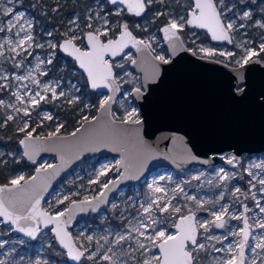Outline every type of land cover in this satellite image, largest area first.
<instances>
[{
	"label": "snow or ice",
	"instance_id": "6c2138e0",
	"mask_svg": "<svg viewBox=\"0 0 264 264\" xmlns=\"http://www.w3.org/2000/svg\"><path fill=\"white\" fill-rule=\"evenodd\" d=\"M18 0H6V5L0 3V16L7 17L3 24L0 25V33H8L0 41V59L11 60L13 67L16 69L22 68L23 60H18L23 54L31 56L29 51L35 44L36 47H44L42 44H36L34 36L32 34L33 21L25 18V13L17 11L16 5ZM106 3L114 6V9L101 15L99 11L95 13V17L91 13L87 16L89 23L87 28L91 29L83 35L77 34L75 29H69L63 33L64 39L61 43L48 42V47L52 49L59 48L60 51L66 53L69 57L73 58L74 62L78 64L79 68L86 74V82L88 86L93 90L107 89L110 95L103 94L99 100V107L96 109L98 113H104L107 117V121L102 126L101 130L93 129L88 132L89 128L93 124L100 123L99 116L89 117L83 115L80 118V127L76 128L71 133H68V137L73 139L78 138V134L82 132H88V136L85 138L86 143H93L97 147H107L109 142L117 143L123 136L126 135L127 129H123L125 125L140 126L143 121L140 118V114L137 107L129 106L125 109L124 115L118 116L112 109V105L117 103L116 94L121 90V77L117 76L114 72L115 67H123L122 64L115 63L114 59L124 53V49L129 45L136 47L137 50L143 49L151 50L152 46L149 41L143 39H137L133 35V32L129 29L127 23L110 26L108 15L121 16L126 11L136 17H141L146 14L148 9L154 3L163 4L164 0H106ZM235 5L226 4L225 0H192L187 9L186 15H181L178 18L170 17L167 24L161 29L164 33V38L168 40L172 47L183 46L184 41L180 36V33L185 27L194 29H205L207 33L211 34L213 41H227L233 43L232 33L238 31L239 28L246 27L245 24H240L238 27L236 21L228 17V13L233 10ZM57 11V9H53ZM157 17L167 15L166 12H156ZM102 21V23L93 29L91 21L93 19ZM252 18L251 10L243 11L240 19L250 20ZM78 19V17H77ZM75 24L76 20L71 21ZM255 26L264 29V20H256ZM78 27V25H77ZM140 27L139 24L136 25ZM13 30H15L13 32ZM146 30V29H145ZM118 32V34H117ZM110 33L112 34L110 36ZM14 35L15 39L11 36ZM52 35L51 32L48 33ZM195 35V33H193ZM79 41V43H77ZM261 43L258 47L248 46L249 42L244 41L237 43V47L241 48L243 54L239 58L235 59V64L239 68H244L250 63L264 64V57L261 53H264V36L261 37ZM195 44V41H192ZM193 51V55L196 51L193 49H187ZM10 55L6 56L5 53ZM199 52L204 53L207 57L215 56L216 50L209 47H199ZM55 53H49L46 60L36 57L37 64L35 68L27 69L26 75H20L12 73L9 76L7 73L0 71V81H8L10 78L17 81H31L36 90L29 88L27 84L21 83L20 86L11 93L14 97L13 102H5L0 99V108L11 109L14 114H6V118L3 123H0V127H7L8 123L15 121L17 116L22 113L23 117H31V112L35 110L40 103L43 102H55L64 98V102L68 105H75L80 102L79 95H72L70 92L66 93L62 89L60 80L41 82L37 76L33 75V72H37L39 76H47L48 69L42 68V65H52ZM220 56L234 57L233 52H219ZM133 64L136 63L134 59H131L129 54H125ZM155 60L162 64H168L171 61L166 59L165 56L159 55L154 57ZM219 63L220 61H216ZM12 85L8 83H0V90L9 89ZM60 88V91L57 89ZM143 86H137L133 93H123L121 106L128 101L129 96H132L133 100L143 99L145 93L142 90ZM21 89H24L21 91ZM71 89L79 92L80 89L76 84H71ZM238 91H243L239 88ZM50 94V95H49ZM94 105H84V108H92ZM84 108L80 109L81 112ZM53 115L44 112L41 116L40 122L33 127L28 120L23 121V126L18 127L16 131L23 134V138L19 140V144L23 147L22 157H26L32 163H36L34 155L39 151L38 142L43 140L48 142L51 140H66L68 137L61 135V130L64 128V124L57 123L54 131H49L46 136H40L36 133V129L43 125V121H52ZM114 150H119L116 148ZM5 154L0 152V157ZM12 156V153L8 154ZM192 160H196L197 157L192 155ZM226 162L233 167L241 165V161L237 159L235 155L225 157ZM13 162L18 163V160ZM207 163V161H204ZM6 159H0V164H7ZM124 168V173L128 171V165L124 159L116 161L115 169L119 171L120 168ZM53 168V165H41L36 168L37 176L26 178L24 175H16L11 178L6 184L0 185V223H6L14 226V230L20 233H24L26 236L36 239L37 234L40 233V224L44 227L52 225L51 231L54 234V238L59 242L60 246L66 250V255L69 259L82 264L83 261H92L94 264H98L96 261L98 252L100 250L99 242H97V249L91 250L81 240L80 236L74 238L68 231L69 221L64 220L63 217L69 209L53 210V206L49 205L48 209L41 208V200L43 199V192L47 190L45 184L43 188H39L35 182L38 176L48 169ZM253 169L260 171L254 172ZM112 170L110 165H102L97 174L95 181L99 182V177L104 176L108 171ZM244 172L250 177L249 191L251 192V199L255 201V207L259 209V214H264V203L261 199L257 198V192L252 191L259 185L258 191L264 194V160L259 163L250 164L244 168ZM124 173H121L123 176ZM236 174L231 175L223 168L219 169L217 176L221 182L227 181L233 178ZM197 176L195 179H199ZM160 180L165 179L161 176ZM170 179V178H169ZM114 183L112 181L101 184L103 189H109V184ZM211 183V181L209 182ZM156 181L148 184V188L152 191L153 197L148 199L146 203L140 204L141 215L136 225L131 226L127 233L118 234L115 244L119 245L126 240L135 239L136 248L133 251H140L141 260L137 261V264H202L200 257L201 252H207L209 245L200 242V237L203 236L205 241H217V243H223L228 239V236L239 237L235 243H229L225 248H217L215 245H211L214 252H226L227 255L221 259L215 260V264H264V215H258L250 224V217L247 215L251 211L247 204H243V212L239 214L229 213V204H223L218 210H210L211 220H197L196 211L191 206L184 205L178 206L172 203V199L167 198V190L165 188L154 186ZM184 194V198L187 201H191L196 205L197 209L204 207L207 201L198 199L195 195H188L185 193L183 187L179 184L176 189ZM235 193H241V189L236 187ZM159 194V195H156ZM104 193H100V197H104ZM245 199L248 198V194L244 193ZM173 199L175 196L172 197ZM68 196H64L63 199H57L56 204H63L65 200H68ZM219 199H224V193L219 194ZM92 200L97 201L96 204L92 203ZM89 200L85 197L83 201L79 202L81 207L80 211H85L86 207H91L93 211H96L100 204L105 202L104 199L99 197H92ZM73 205H76V201H72ZM115 207V205H113ZM185 209L186 214H185ZM167 216H164V214ZM227 217V219H226ZM240 220L242 221V227L232 230L228 229V234L221 237L208 234L211 232L212 227L216 229H225L228 225V220ZM131 225V222H129ZM174 229V231H172ZM261 230L260 235H254L255 230ZM203 230V232H201ZM132 233L136 234L134 238ZM83 236V234H81ZM142 238V239H141ZM89 243L93 240V236L87 235L83 238ZM107 243V237L103 238ZM0 247H3V242H0ZM49 247L51 245L49 244ZM155 249L156 251H153ZM107 253H112L109 255ZM250 253V254H248ZM129 253L121 250L118 254L109 247L105 253L100 255V259L108 261L109 264H127V261L121 262L120 256H127ZM23 260V257L20 258ZM215 259V258H214ZM0 264H6L5 260L0 259ZM35 264H50L47 259H36ZM55 264V262H51Z\"/></svg>",
	"mask_w": 264,
	"mask_h": 264
},
{
	"label": "rangeland",
	"instance_id": "374dc122",
	"mask_svg": "<svg viewBox=\"0 0 264 264\" xmlns=\"http://www.w3.org/2000/svg\"><path fill=\"white\" fill-rule=\"evenodd\" d=\"M46 1L51 0H18L16 5L17 11L24 12L25 18L33 21L32 34L36 44H42L44 47H36L33 44V47L29 49L32 53L31 56L23 54L21 57H18V60H23V67L16 69L13 67L11 60L0 59V71L7 73L11 76L12 73H17L20 75H26L27 69L35 68L37 64L36 57L39 56L41 59L46 60L49 53H55L53 64L52 65H42V68H47V76H39L37 72H33V75L37 76L41 82H49L60 80L62 84V89L72 95H79L80 102L75 105H68L64 102V98L57 100L55 102H41L40 105L31 112V117H23V114L20 113L17 116L15 121L8 123L7 127H0V152L4 153L3 157L0 159H6L7 164H0V167L3 169L4 174H6L8 181L16 175H24L26 178L30 177L33 173V167L28 166L22 159V152L18 145L19 140L23 137L22 133H18L16 129L23 126V121L28 120L29 123L35 127L37 123L40 122L41 116L44 112H48L53 115L54 119L52 121H43V125L36 129L34 135H47L49 131H54L57 123H64V117L59 115L62 109L65 107L75 108L76 112L80 114V118L83 115L90 116V110H96V107L84 108V105H93L90 101L91 92L87 84L83 85L81 81V73L76 69L71 67L62 57L63 54L59 52V48L52 49L48 47V42L52 41L54 43H60L64 39L63 33L67 32L70 28L75 29L77 34L83 35L91 29L87 28L89 20L87 16L89 13L95 17L97 11L103 16L106 13L111 12L114 7L107 4L104 0H88V7L85 12V17L80 20L77 19V15L72 14L68 16H62L59 18L60 23H63V19L66 21L63 23V27L58 25H53L52 16H46L48 12H51L52 15L59 16L60 12L53 11L56 9L54 6L47 9L46 6L49 4ZM58 1V0H55ZM41 2V4H40ZM0 3L6 5V0H0ZM190 0H164L163 4L154 3L146 12L145 15L137 17L132 23L134 29L140 30L143 32L141 39L149 41L151 43V51L156 55H163L168 59V54L164 47L162 38L159 34V28L161 24L157 22L156 12H166L165 23L168 22L170 17L178 18L181 15L187 14V9ZM226 4L235 5L233 10L227 15L229 18H232L236 21L237 27L240 24H245L246 27L239 28L238 31L232 33L233 43L231 45L226 44H214L212 43L207 35L201 30L185 29L180 33L185 44H190V49L196 51V54L199 56L207 57L204 53L199 52V47H209L216 50V55L209 57L214 58L225 63L237 66L235 64V59L239 58L243 54L241 48L237 47V43H242L248 41V46L258 47L261 43V37L264 36V29L255 26L256 20H264V0H225ZM157 5V11L155 9ZM160 10V11H159ZM251 10L252 18L250 20H242L240 16L243 11ZM45 16V17H44ZM108 20L110 21V26L119 25V21L110 19L108 15ZM7 17L0 16V25L3 24ZM76 20V23L73 24L71 21ZM93 29L99 26L102 21L96 20L95 18L91 21ZM164 23V24H165ZM139 24L140 27L137 28L136 25ZM78 25V27H77ZM146 29V30H145ZM15 30H13L14 32ZM51 32L52 35L49 36L48 33ZM195 33V35H193ZM118 34V32H117ZM9 35L8 33H0V41L4 36ZM112 34L110 33V36ZM60 36H62L60 38ZM12 39H15V36H11ZM195 41V44L192 41ZM79 43V41L77 42ZM233 52L235 53L234 57L220 56L219 52ZM59 52L60 54H58ZM125 54H129L131 59H134V54L131 51L125 52L118 59H115V63L122 64L123 67H115V73L117 76L121 77V88L122 93L117 98V103L113 107V111L118 116H123L125 109L129 106L136 105L133 103L131 97L129 96L128 101H126L123 106H121L122 94L130 93L132 87L141 86L140 76L135 73L132 69L129 68V60ZM6 56L10 55L5 53ZM85 80V79H84ZM0 83H8L12 85L9 89L0 90V99L5 100V102H15L14 97L11 93L15 91L21 83L27 84L29 88L35 89V86L32 85L31 81L17 82L13 79L8 81H0ZM71 84H76L80 91L76 92L74 89H71ZM24 89H21L23 91ZM61 89L58 88L57 91ZM97 94L99 100L103 93H94ZM50 95V94H49ZM95 106V105H94ZM84 108V111L81 112L80 109ZM139 111V110H138ZM6 114H14L11 109L0 108V123H3L6 118ZM15 115V114H14ZM78 118V121H80ZM12 153V156L8 154ZM223 158L231 156L230 152L223 153L221 155ZM18 160L19 162H13ZM52 157H46L41 160L39 165H47L53 162ZM118 160V157L110 158H101V157H87L80 165L74 167L70 174L64 176L60 179L58 184L52 189L48 197L45 199L43 208L48 209L49 205L53 206V210H65L73 196H80V199L85 197L92 198L99 194L102 190L101 184L108 182L109 180L114 179L117 176L115 172V164ZM261 160H264V152L260 154H249L243 155L241 158V165L238 167H223L221 165H212V166H191L188 169H183L179 171H173L171 169H159L153 172L148 178H145L143 181L137 184L127 186L119 190L113 197L110 199L107 207L98 213L89 215L83 219L77 220L70 232L74 238L80 236L81 240L93 251L98 247L97 242H99L100 250L98 252L96 261L98 264H109L108 261H103L100 259V255L105 253L109 247H112L115 252L118 254L121 250L129 253L127 256H120L119 259L121 262L127 261V264H137L138 260H141L140 251H133L136 248L135 239L126 240L121 242L119 245L115 244L114 241L117 239L118 234H125L128 232L131 226L137 224L138 219L141 215L140 204L146 203L148 199L153 197L152 191L148 188V184L156 181V185L167 190V198L172 199V203L178 206L188 205L196 211L197 220H211L213 219L210 215V210H218L219 207L223 204H229V213L239 214L243 212V204H247L251 209L247 215L251 218L250 224L253 223V220L259 214V209L255 207V201L251 199V192L249 191L248 181L250 177L244 172V168L248 167L250 164L259 163ZM24 164H21V163ZM102 165L112 166V170L104 176L99 177V182L92 183L90 181H95L97 179V174ZM223 168L230 175L235 173L236 175L227 180L221 182L217 176L219 169ZM254 172L260 170L253 169ZM163 176L165 179L160 180L159 178ZM199 176V179L195 177ZM170 178V179H169ZM211 181V183H209ZM180 185L184 188L185 193L188 195H195L198 199H203L207 201L203 208L197 209L196 205L187 201L184 198V194L180 193L178 190L173 192L176 189L177 185ZM236 187L241 189V193H235L234 190ZM259 185L256 189L252 191L257 192V198L261 199V202L264 203V194H261L259 191ZM224 193V199H219V194ZM244 193L248 194V198L245 199ZM159 195V194H156ZM64 196H68L69 199L65 200L63 204H56L57 199H63ZM175 196L173 199L172 197ZM71 199V200H70ZM115 205V207H113ZM185 209V214H186ZM164 216H167L165 213ZM227 219V217H226ZM131 222V225L129 224ZM242 221L240 220H228V225L225 229H216L212 227L211 232L208 234L223 237L228 234V229L236 230L242 227ZM172 231H174L172 229ZM203 232V230H201ZM261 230H255L254 235H260ZM83 234V236H81ZM87 235L93 236V240L89 243L83 238ZM132 236L135 238L136 234L132 233ZM107 237V243L103 239ZM142 239V238H141ZM200 242L206 243L209 245L208 251L201 252L200 257L202 259V264H215V260L221 259L227 255L226 252H214L212 251L211 245H215L217 248H225L229 243H235L239 237L228 236L227 240H224L223 243H217V241H205L203 236L200 238ZM0 242H3V247H0V259L5 260L6 264H35L36 259H47L55 264H69L65 257V253L56 245L53 235L50 231H43L35 240L27 239L23 236H20L18 233L14 232L10 225H4L0 223ZM49 244L51 247H49ZM153 251H156L153 249ZM112 255V253H107ZM250 254V253H248ZM23 257V260L20 258ZM215 258V259H214ZM82 264H94L92 261H83Z\"/></svg>",
	"mask_w": 264,
	"mask_h": 264
},
{
	"label": "water",
	"instance_id": "95a60500",
	"mask_svg": "<svg viewBox=\"0 0 264 264\" xmlns=\"http://www.w3.org/2000/svg\"><path fill=\"white\" fill-rule=\"evenodd\" d=\"M166 24L159 28V34L170 63L162 64L155 60L156 55L151 50L143 49V46H140L139 51L132 45L124 49V53L131 51L134 54L136 63L130 61L129 68L140 76L145 93L143 99L133 100L130 96L143 121L140 126H122L127 129V133L119 142H109L107 147H97L93 143L85 142L88 132L93 129L101 130L107 121L105 114L96 110L94 116L100 117V123H94L91 128L85 125L88 132L78 134L76 139L68 137V134H61L68 138L48 142L41 140L38 142L40 150L34 155L36 163L22 157L28 166L33 167L30 177L37 176L36 168L40 166L42 159H54L51 163L53 168L48 169L46 173L42 172L35 182L39 188L47 185L41 200L42 209L45 199L60 179L70 174L71 170L87 157H118V160H125L128 171L124 173L122 167L119 171L115 169L117 176L109 180L114 183L109 184V189L102 188L95 196L105 200L96 211L91 207L80 211L79 202L84 199L72 200L77 202L76 205H73L72 201L68 203L66 209L69 211L63 219L69 221V232L75 221L103 211L119 190L140 183L159 169L179 171L195 165L207 167L217 164L232 168L233 165L228 164L221 156L223 153L230 152L231 156L235 155L241 161L243 155L264 152V64L250 63L244 68H239L214 58L193 55V51L187 50L189 48L185 44L172 47L161 31ZM186 28L203 31L214 44H232L227 41H213L211 34L205 29ZM136 38L141 39L137 36ZM59 52L75 64L86 82V74L73 58L60 49ZM120 56L112 59H118ZM87 87L93 93L111 94L107 89L93 90L88 84ZM239 88L243 91H238ZM134 89L135 87H132L130 93L134 94ZM121 93L122 88L116 97ZM18 145L23 153V147L19 142ZM116 148L119 150H114ZM192 155L197 159L192 160ZM101 192L105 194L104 197H100ZM92 203L96 204L97 201L92 200ZM11 228L20 236L35 240L15 231L14 226ZM40 228V233L50 231L54 237L52 225L44 227L40 224ZM54 240L65 253L69 264H78L69 259L66 250L55 238Z\"/></svg>",
	"mask_w": 264,
	"mask_h": 264
},
{
	"label": "trees",
	"instance_id": "16d2710c",
	"mask_svg": "<svg viewBox=\"0 0 264 264\" xmlns=\"http://www.w3.org/2000/svg\"><path fill=\"white\" fill-rule=\"evenodd\" d=\"M43 1V0H42ZM49 5L46 6L47 9L49 7H55L58 12H60L59 16L52 15L51 12H48L46 16H49L53 18V25H58L59 27H63V23L66 21V19H63V23H60L59 18L62 16H68L75 14L77 17L82 20L85 17V12L87 10V5H88V0H51V1H46ZM41 4V2H40ZM158 7L155 5V9L157 11ZM160 11V10H159ZM45 17V16H44ZM110 19L113 21L114 19H117L120 24L127 23L129 25V29L135 34V36L142 38L141 35H143V32L140 30L134 29L132 23L135 21L134 16H130L127 13H123L121 16H115V15H110ZM165 16H159L157 17V22L158 24H161V26L165 23ZM160 26V27H161ZM62 36H60L61 38ZM190 47V44H188ZM186 44V46L188 47ZM188 47V48H189ZM60 54L59 52H57ZM261 56L264 57V53H261ZM63 59L73 68L75 67V64L69 60V58L65 55H62ZM231 65V64H230ZM81 81L83 85H85V80L83 77H81ZM90 101L93 105H95L96 108L99 107V98L97 94L91 93V98ZM96 113V110H90V116H93ZM62 117H64L65 122L64 128L61 130V134H68L72 132L76 127L80 125L78 118H80V114L76 112L75 108L71 107H65L62 109L61 113L59 114ZM40 136H46V135H40ZM21 164H24L23 162ZM8 182L6 174H4L3 169L0 167V185L6 184ZM71 199H80V196H73ZM70 199V200H71Z\"/></svg>",
	"mask_w": 264,
	"mask_h": 264
},
{
	"label": "flooded vegetation",
	"instance_id": "af4514ba",
	"mask_svg": "<svg viewBox=\"0 0 264 264\" xmlns=\"http://www.w3.org/2000/svg\"><path fill=\"white\" fill-rule=\"evenodd\" d=\"M134 17H135V16H134ZM135 18H137V17H135ZM180 35H181V34H180ZM181 37H182V36H181ZM182 39H183V38H182ZM184 44H185V42H184ZM185 45H186V44H185ZM189 49H190V48H189ZM197 55H198V54H197ZM75 222H76V221H75ZM75 222H74V223H75ZM73 225H74V224H73ZM72 227H73V226H72Z\"/></svg>",
	"mask_w": 264,
	"mask_h": 264
}]
</instances>
